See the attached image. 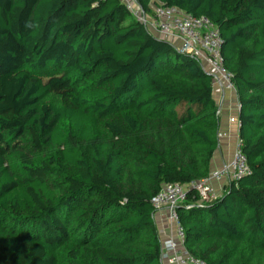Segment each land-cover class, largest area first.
<instances>
[{
    "label": "trees",
    "instance_id": "16d2710c",
    "mask_svg": "<svg viewBox=\"0 0 264 264\" xmlns=\"http://www.w3.org/2000/svg\"><path fill=\"white\" fill-rule=\"evenodd\" d=\"M157 1L218 31L251 171L206 204L187 191L185 248L264 264V0ZM216 108L197 60L120 0H0V264H162L150 201L209 174Z\"/></svg>",
    "mask_w": 264,
    "mask_h": 264
},
{
    "label": "built area",
    "instance_id": "2783aa9c",
    "mask_svg": "<svg viewBox=\"0 0 264 264\" xmlns=\"http://www.w3.org/2000/svg\"><path fill=\"white\" fill-rule=\"evenodd\" d=\"M133 17L142 24L153 37L166 41L180 52L194 57L202 70L211 78L213 94L233 93L235 97L234 115L228 122L235 126V142L231 158L220 167L212 169L200 180L187 185L165 184L151 201L154 216L165 212L168 234L161 239V260L163 264H205L191 256L185 248V235L179 223L177 206L186 200L187 191H194L199 202L206 204L219 197L223 187L236 183L251 175L246 159L241 153V140L238 136L239 101L232 75L222 64L221 39L218 31L205 17L193 18L181 11L164 8L159 2L152 5L153 16L135 10L138 0H120ZM221 99L216 100V117L222 114ZM219 138L222 137L220 133ZM219 188L218 190L215 189ZM167 227V228H166Z\"/></svg>",
    "mask_w": 264,
    "mask_h": 264
},
{
    "label": "crops",
    "instance_id": "0c3cea01",
    "mask_svg": "<svg viewBox=\"0 0 264 264\" xmlns=\"http://www.w3.org/2000/svg\"><path fill=\"white\" fill-rule=\"evenodd\" d=\"M218 97L222 100L221 101L222 114L220 116L219 133L222 134L224 132L227 135L222 136L219 139L218 149L214 153L211 168H217L222 163L227 162V160L231 158L233 153V145L235 142V134H236L233 133L235 131V126L231 125L228 122V118L234 115L235 112V110L233 109L235 105V97L232 96V94H230L229 92L223 95L214 93L213 98L215 100V103ZM155 223L156 225L160 226V221L157 218H155ZM159 235L162 240L165 238L163 232L159 231Z\"/></svg>",
    "mask_w": 264,
    "mask_h": 264
},
{
    "label": "rangeland",
    "instance_id": "374dc122",
    "mask_svg": "<svg viewBox=\"0 0 264 264\" xmlns=\"http://www.w3.org/2000/svg\"><path fill=\"white\" fill-rule=\"evenodd\" d=\"M149 3H150L149 4V8H151L152 5H154L156 3V0H149ZM138 8H139V6H138V3H137L135 5V8L134 9L138 11L139 10ZM140 11H141V9H140ZM230 94H232V96H234L233 93H230ZM47 103H49V104H51L53 106H60V100L57 99V98H53V96L52 97H49L47 99ZM234 108H235V105H234ZM225 135H227V134L223 132L222 133V136H225ZM224 163H226V162H224ZM224 163H222V164H224ZM8 165L10 166V168L13 171L18 172V173H21V174L24 173V168H23L22 164L20 163V161H19V159L17 157H15V156L10 157L8 159ZM220 166H218V167H220ZM215 189L218 190L219 188H216L215 187ZM155 218H157L160 221V226L157 225L158 230L161 231V232H163V235L164 234L165 235L168 234V228L166 227L167 229H165V225H166V213L165 212L160 213V214L156 215Z\"/></svg>",
    "mask_w": 264,
    "mask_h": 264
},
{
    "label": "clouds",
    "instance_id": "9594fccd",
    "mask_svg": "<svg viewBox=\"0 0 264 264\" xmlns=\"http://www.w3.org/2000/svg\"><path fill=\"white\" fill-rule=\"evenodd\" d=\"M158 2V1H157ZM219 127H220V119H219ZM239 129V128H238ZM220 133H219V130H218V133H217V135H219ZM219 137H218V145H219ZM218 149V148H217ZM217 151V150H216ZM212 169H214V168H211L210 169V171L212 170ZM224 188V187H223ZM223 190V189H222ZM162 261V260H161ZM163 264V263H162Z\"/></svg>",
    "mask_w": 264,
    "mask_h": 264
}]
</instances>
